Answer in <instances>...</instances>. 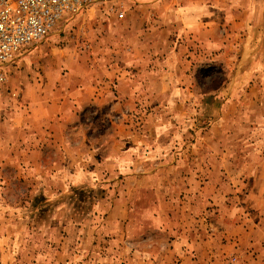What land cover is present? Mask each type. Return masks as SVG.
<instances>
[{
	"label": "rangeland",
	"instance_id": "1",
	"mask_svg": "<svg viewBox=\"0 0 264 264\" xmlns=\"http://www.w3.org/2000/svg\"><path fill=\"white\" fill-rule=\"evenodd\" d=\"M125 8L4 67L0 264H264V0Z\"/></svg>",
	"mask_w": 264,
	"mask_h": 264
},
{
	"label": "built area",
	"instance_id": "2",
	"mask_svg": "<svg viewBox=\"0 0 264 264\" xmlns=\"http://www.w3.org/2000/svg\"><path fill=\"white\" fill-rule=\"evenodd\" d=\"M137 0H0V95L5 90L4 67L28 47L42 43L58 23L92 11L123 19L126 4Z\"/></svg>",
	"mask_w": 264,
	"mask_h": 264
},
{
	"label": "crops",
	"instance_id": "3",
	"mask_svg": "<svg viewBox=\"0 0 264 264\" xmlns=\"http://www.w3.org/2000/svg\"><path fill=\"white\" fill-rule=\"evenodd\" d=\"M134 40H135V37L133 36V42H130L129 44L130 45L134 44ZM129 50H130V54L127 55V58L129 60L130 65L133 66L134 68L138 67L136 65H138L139 62H144V60H146V57H151L149 53H146V47L143 48V52L141 51L139 52L135 50V48H129ZM165 57H181V56L175 55L173 53H169Z\"/></svg>",
	"mask_w": 264,
	"mask_h": 264
}]
</instances>
